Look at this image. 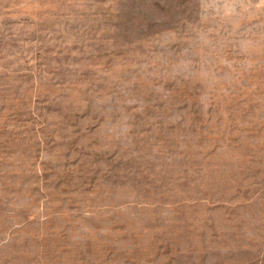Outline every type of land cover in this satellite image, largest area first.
I'll return each mask as SVG.
<instances>
[{
	"label": "rangeland",
	"instance_id": "obj_1",
	"mask_svg": "<svg viewBox=\"0 0 264 264\" xmlns=\"http://www.w3.org/2000/svg\"><path fill=\"white\" fill-rule=\"evenodd\" d=\"M0 264H264V0H0Z\"/></svg>",
	"mask_w": 264,
	"mask_h": 264
}]
</instances>
